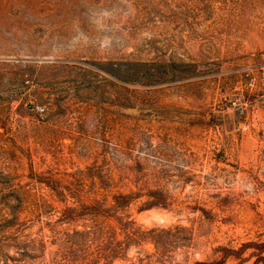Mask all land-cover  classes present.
<instances>
[{"label": "rangeland", "instance_id": "1", "mask_svg": "<svg viewBox=\"0 0 264 264\" xmlns=\"http://www.w3.org/2000/svg\"><path fill=\"white\" fill-rule=\"evenodd\" d=\"M263 239L264 0H0V264Z\"/></svg>", "mask_w": 264, "mask_h": 264}, {"label": "trees", "instance_id": "2", "mask_svg": "<svg viewBox=\"0 0 264 264\" xmlns=\"http://www.w3.org/2000/svg\"><path fill=\"white\" fill-rule=\"evenodd\" d=\"M123 199L124 198L121 196H116L115 202L121 203L123 201ZM87 209L89 210V212L97 213V214L100 211V208L97 206H89ZM69 211L71 213V212H75L77 210L74 208H70ZM248 249H253L251 256L255 257V260L252 264L264 263V239H263L260 242L245 243L238 250L229 249V248H222L223 254L219 260H215V261H211V262H208V261L197 262L196 264H224L225 261L230 256H234L236 258H241L242 255L244 254V252Z\"/></svg>", "mask_w": 264, "mask_h": 264}]
</instances>
